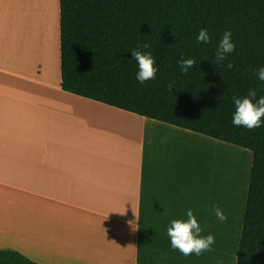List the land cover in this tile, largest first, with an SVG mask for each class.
<instances>
[{"label": "crops", "instance_id": "0c3cea01", "mask_svg": "<svg viewBox=\"0 0 264 264\" xmlns=\"http://www.w3.org/2000/svg\"><path fill=\"white\" fill-rule=\"evenodd\" d=\"M16 1L0 0V249L41 264H236L252 150L230 206L204 193L201 168L225 169L195 156L194 140L242 146L63 89L59 0L52 17L49 0H21L32 16L19 31ZM214 204L229 208L224 244L173 250L170 222L191 209L212 234Z\"/></svg>", "mask_w": 264, "mask_h": 264}, {"label": "trees", "instance_id": "16d2710c", "mask_svg": "<svg viewBox=\"0 0 264 264\" xmlns=\"http://www.w3.org/2000/svg\"><path fill=\"white\" fill-rule=\"evenodd\" d=\"M59 8L63 89L252 150L236 264H264V118L251 131L232 123L233 96L250 89L254 103L264 96L256 76L264 67V0H59ZM202 28L210 43L197 42ZM226 30L235 49L215 64ZM143 43L150 47H137ZM133 49L152 55L154 80L137 82ZM181 57L196 61L187 74ZM0 264L41 263L4 248Z\"/></svg>", "mask_w": 264, "mask_h": 264}, {"label": "clouds", "instance_id": "9594fccd", "mask_svg": "<svg viewBox=\"0 0 264 264\" xmlns=\"http://www.w3.org/2000/svg\"><path fill=\"white\" fill-rule=\"evenodd\" d=\"M196 39L198 43H210V36L207 29H200ZM137 47L147 49L150 45L148 43H143L139 44ZM234 49L235 45L232 41V33L226 30L215 51L213 63L221 64ZM130 52L132 59L135 60L138 65V71L135 77L137 82L143 85L149 80H154L158 69L154 67L155 61L152 55L148 52H142L136 49ZM177 64L181 73L187 74L189 69L195 66L196 61L194 58L185 59L181 57ZM256 76L258 80L264 82V67L259 68ZM173 83L174 82H170L167 85L169 91L172 90ZM255 97V89H250L247 97H232V103L235 106L232 118L234 126L243 127L249 131L261 126L262 118H264V96L260 97L254 103L253 98ZM220 98L222 99L223 95ZM213 209L219 222L223 223L227 220V216L218 205L214 204ZM186 216V221L178 219L172 220L170 226L167 228V235L170 239L171 248L175 251H179V253L185 257L193 254L200 256L205 252H210L212 250V245L215 243V237L212 234L201 236L202 229L191 209L186 211Z\"/></svg>", "mask_w": 264, "mask_h": 264}, {"label": "rangeland", "instance_id": "374dc122", "mask_svg": "<svg viewBox=\"0 0 264 264\" xmlns=\"http://www.w3.org/2000/svg\"><path fill=\"white\" fill-rule=\"evenodd\" d=\"M194 141H195L193 143L194 145H192V153H194L195 156L198 155L201 159L207 161L210 165L211 164L213 165V163L216 159L214 158L213 154L210 153L208 144L206 145V144L201 143L200 141H197V140H194ZM224 146L226 148H228L229 150H231L235 156H233V158H232L233 165H230V167H224L225 174L223 176H225L226 180L237 182L238 185H237V187H234V188H236V190H237L239 187H241L240 189H238V191L241 192L243 184L241 182V185L239 186V183L237 181L238 180V178L236 176V174L238 172L237 166L244 162V160H245L244 155L245 154H249L251 156V151L248 149L242 148V147H238V146L226 143V142H224ZM232 147L235 148V150H233ZM236 157L238 159H241V161L236 160L237 159ZM216 162H217V160H216ZM201 171H202V177L205 173L208 175V177H204V179L206 180L205 182L208 183L209 188H213L217 191V192L212 193V195L218 196L220 198L221 194L218 192V190H220L218 188V182L220 180L217 178V175L215 177L213 174H211V173H213L214 170L210 167L209 172H207L204 168H201ZM193 173H194V169H193ZM221 175H222L221 172H219V174H218L219 178L221 177ZM236 190H234V192L231 190L229 193H227V195H222L226 199V203H229V201H230L229 206L231 205V201L234 200L235 194L238 192ZM227 212H229V208H228ZM227 212L224 213L227 216V220L223 223L218 222L217 223L218 229L215 231H212V232H214V233H212V235L220 243V246H222L224 244V242L226 240V236H227V230H228L227 225H229V218H228ZM196 220L202 229L201 236H204L203 229L207 225L204 221L202 222L199 219H196Z\"/></svg>", "mask_w": 264, "mask_h": 264}, {"label": "bare ground", "instance_id": "6f19581e", "mask_svg": "<svg viewBox=\"0 0 264 264\" xmlns=\"http://www.w3.org/2000/svg\"><path fill=\"white\" fill-rule=\"evenodd\" d=\"M46 9L49 12V16L52 17L53 16L52 14L54 12L53 0L48 1ZM15 11H16V15H13L14 20H15L14 27L16 28V30L18 29V31H19V26H20L21 22L23 21L24 24L29 22L32 15H29V11H28V8H27L25 1H21V0L16 1ZM22 12H24V15H20ZM16 33H19V32H16ZM49 34H50L49 40H46L47 42H46L45 46H48V44H49L48 42H50V38L52 36L51 30L49 31ZM25 52L28 56L29 55L31 56V54H32L30 49L25 50ZM208 147H209L210 153L213 154L214 158L221 165H223V167H230V165H233L232 158L235 155L231 150H229L225 146L221 147V146H216V145H212V144H209ZM236 160L241 161V159H238V158ZM218 179L220 180L218 182V188L220 189V190H218V192L221 195H227V193H229L231 190L233 192H234V190H236V188H234V187H237V185H238L237 182L226 180L225 176H221L220 178L218 176ZM223 181H224V184L221 183ZM238 183L240 186L241 182H238ZM236 191H238V189ZM203 192L207 193L208 195H210V194L212 195V193L217 192V191L213 188H209L208 183L205 182ZM223 201H226V200H223ZM215 229H216V227H213L212 231Z\"/></svg>", "mask_w": 264, "mask_h": 264}]
</instances>
